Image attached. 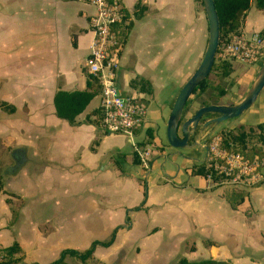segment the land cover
<instances>
[{
	"label": "crops",
	"instance_id": "crops-1",
	"mask_svg": "<svg viewBox=\"0 0 264 264\" xmlns=\"http://www.w3.org/2000/svg\"><path fill=\"white\" fill-rule=\"evenodd\" d=\"M121 6L117 30L125 35L116 85L147 106L131 137L101 127L94 111L100 93L75 124L55 113L58 90H84L89 80L84 63L93 7L85 0H0V102L13 107H0V247L18 243L21 260L12 264H51L62 251H84L116 230L113 242L96 245L92 257L65 254L59 264H180L182 258L264 264V182L242 189L246 196L232 208L225 188L191 169L206 161L202 145L189 149L197 159L184 161L185 171L200 180L162 181L150 173L163 150L154 155L151 143L138 146L149 134L163 144L174 100L207 46L204 9L195 0H121ZM263 29L264 9L252 2L238 32ZM244 66L236 74L240 92L222 96L220 104L237 103L248 91L260 66ZM134 78L147 80L151 92L133 87ZM98 95L99 105L88 108ZM254 103L257 123L263 122L264 88ZM200 106L192 99L186 116ZM236 119L225 126L237 127ZM218 129L208 128L199 142ZM137 149L149 150L147 168Z\"/></svg>",
	"mask_w": 264,
	"mask_h": 264
},
{
	"label": "built area",
	"instance_id": "built-area-1",
	"mask_svg": "<svg viewBox=\"0 0 264 264\" xmlns=\"http://www.w3.org/2000/svg\"><path fill=\"white\" fill-rule=\"evenodd\" d=\"M94 9L90 16L92 40L85 59L86 73L99 81L103 120L101 127L108 133L133 136L141 124L147 106L141 99L123 96L116 85L119 51L122 44L117 25L124 20L121 0H85ZM215 59L240 61L253 65L264 61V37L259 32L249 35L231 34L219 43ZM211 161L207 180L223 188L249 189L264 182V157L246 158L239 152L221 146V137L211 134L205 146ZM144 167H148L149 150H136Z\"/></svg>",
	"mask_w": 264,
	"mask_h": 264
},
{
	"label": "trees",
	"instance_id": "trees-1",
	"mask_svg": "<svg viewBox=\"0 0 264 264\" xmlns=\"http://www.w3.org/2000/svg\"><path fill=\"white\" fill-rule=\"evenodd\" d=\"M200 7L203 8L201 0H195ZM253 4L260 9H264V0H214L216 12L219 18L220 24V44L223 43L231 34L239 33V20L242 14L249 8L250 4ZM136 10L134 14L136 17H140L143 13L142 7L136 4ZM123 31V30H122ZM120 31L121 38L123 39L125 31ZM264 37V29L259 32ZM232 61L215 59L211 71L205 80L199 83V85L193 91L195 99L201 105H210L218 103L219 99L226 93L228 88L235 82V77L230 78L233 73ZM213 74L217 77L230 78L227 87L223 85L215 84L210 80L209 76ZM88 82L84 90H58L53 98L55 113L59 118L67 120L70 124H75L76 117L84 111L86 106L90 103L92 98L100 93L99 81L88 75ZM133 87H137L147 93L151 92V84L143 78H134L130 81ZM191 101V100H190ZM189 105L187 100L185 108ZM0 107L13 111V107L5 102H0ZM94 111L99 112V122L101 124L103 120V110L101 106L97 107ZM213 134L221 137V146L227 150L239 152L246 158H252L254 156L264 157V121L244 127H227L223 126L220 129L213 132ZM210 136L208 137V139ZM97 141H95L96 143ZM152 142V135L145 141L138 143V146L142 149L147 144ZM134 157H137L135 154ZM193 173L206 177L211 170V161L207 156L206 161L197 163L191 167ZM258 186V185H257ZM246 196V191L235 188H225L224 197L229 202L232 208L237 207ZM116 230L110 234L107 240H94L90 247L84 251H77L73 249L64 250L58 260L51 264H59L65 254L78 257L80 260L85 261L92 257V253L96 245L109 246L115 237ZM20 247L17 242H14L9 247H0V264H12L21 260ZM180 264H206L208 261H202L199 263H189L184 258L179 260Z\"/></svg>",
	"mask_w": 264,
	"mask_h": 264
},
{
	"label": "water",
	"instance_id": "water-1",
	"mask_svg": "<svg viewBox=\"0 0 264 264\" xmlns=\"http://www.w3.org/2000/svg\"><path fill=\"white\" fill-rule=\"evenodd\" d=\"M208 21V41L204 55L190 77L181 86L172 105L166 126L168 144L174 149H190L196 146H205L200 143L204 132L214 129L222 121L241 115L256 101L264 88V61L242 99L234 104L202 105L195 112L183 119L187 100L193 94L200 82L209 75L215 61V54L220 43V24L214 0H201ZM212 115V116H208Z\"/></svg>",
	"mask_w": 264,
	"mask_h": 264
},
{
	"label": "rangeland",
	"instance_id": "rangeland-1",
	"mask_svg": "<svg viewBox=\"0 0 264 264\" xmlns=\"http://www.w3.org/2000/svg\"><path fill=\"white\" fill-rule=\"evenodd\" d=\"M0 32H1V30H0ZM262 62H263V60H261V62L259 61L258 63H255L253 65H254V67L258 68ZM232 64H233L234 71L231 74L230 78H232L234 76L236 80L233 83V85H231L228 88V90L226 91V93L223 95L224 98H230L232 96V94H236V93L240 92V88L237 84V75L236 74H241L244 67H245L244 65H249L247 63H243V62L236 61V60H233ZM209 78L211 81H213V83L223 85L224 87H227V85L229 84L228 82L231 81L230 78L228 79L225 77H217L213 74H210ZM193 95H194V98H193ZM191 98L193 100H196L195 94H192L191 97L188 99L189 105L186 108L189 110H190V104L192 102ZM99 100L100 99H99V95H98V97H96L91 102V104L89 105L88 108L98 106ZM255 104H257V103H254L247 110H245L241 115L235 117V118H237L236 120H240L237 127H239L241 125H243L244 127H248V126H250V123H253V125H254L258 122L259 119L253 113L254 112L253 107L255 106ZM208 116H212V115H208ZM186 118H187V116H186V114H184L183 119H186ZM225 124H226V122L222 121L218 125V128L220 129L221 127L225 126ZM162 142H163V144L158 139L151 142L150 148L153 150L154 155H157L160 152V148L163 151L161 152L162 155L158 154V156L156 157V159H158V163L156 165H153L152 171L150 173V179L154 178L155 181H162L163 179H169V178H172L174 180H187V179L188 180H195V179L200 180V178H198V177L195 178L194 175H191L185 171V166L187 165L184 163L185 158L188 157L191 159H197L195 151H189V149L177 150V149L172 148L169 144H166V143H168L166 136L163 137ZM196 147H198V146H196ZM141 177H143V176L141 175ZM145 189L146 190L148 189V182L147 181H146ZM134 195H135V192L132 193L133 201L136 200Z\"/></svg>",
	"mask_w": 264,
	"mask_h": 264
},
{
	"label": "flooded vegetation",
	"instance_id": "flooded-vegetation-1",
	"mask_svg": "<svg viewBox=\"0 0 264 264\" xmlns=\"http://www.w3.org/2000/svg\"><path fill=\"white\" fill-rule=\"evenodd\" d=\"M209 136H211V135H209ZM209 136H208V137H209ZM208 137L203 141V143L206 144V142L208 141Z\"/></svg>",
	"mask_w": 264,
	"mask_h": 264
}]
</instances>
